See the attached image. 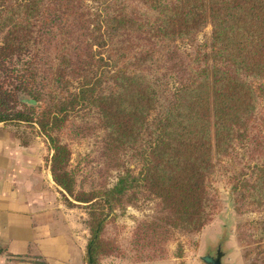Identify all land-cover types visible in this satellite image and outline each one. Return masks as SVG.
<instances>
[{
	"label": "trees",
	"instance_id": "16d2710c",
	"mask_svg": "<svg viewBox=\"0 0 264 264\" xmlns=\"http://www.w3.org/2000/svg\"><path fill=\"white\" fill-rule=\"evenodd\" d=\"M206 24L209 69L176 45ZM263 79L264 0H100L93 12L85 0H0V122L36 126L64 201L86 206V264L116 251L101 233L112 210L136 198V186L159 203L136 228L154 246L173 229L193 233L210 220L212 158L259 133L264 84L251 80ZM80 105L94 110L101 152L114 166L119 153L141 148L136 175L125 169L110 187L74 189L68 147L53 133ZM254 171L237 199L261 206L264 157Z\"/></svg>",
	"mask_w": 264,
	"mask_h": 264
},
{
	"label": "rangeland",
	"instance_id": "374dc122",
	"mask_svg": "<svg viewBox=\"0 0 264 264\" xmlns=\"http://www.w3.org/2000/svg\"><path fill=\"white\" fill-rule=\"evenodd\" d=\"M85 3L93 12L100 4V0H85ZM176 45L178 53L183 58L200 65L205 63L208 69L211 67L209 24L191 39L178 41ZM251 82L254 85L264 84V79ZM258 111L259 133L242 138L229 155L212 158L213 167L205 184L212 197L214 209L210 220L199 231L184 233L173 229L166 242L154 246L150 234L139 231L136 233V228L140 222L150 220L158 210L159 203L156 198L147 196L143 187L136 186L129 190L136 192V198L131 202L123 199L122 205L115 207L106 219L101 236L115 243L117 249L115 248V252L102 255L99 262L113 258L122 261L141 258L144 260L139 259L137 262L178 259L182 263L204 264L198 256L206 250L213 252L216 243L222 239L221 248L226 251L222 261L225 264H264V241L256 234L258 223L264 221V205L258 206L247 197L237 199L238 194L243 193L242 188L238 187L239 183L242 180L248 183L253 180L255 166L259 165L264 157V95L261 97ZM153 114H150L149 120ZM15 129L27 134L37 133L36 126L27 124H18ZM53 134L68 147L67 169L72 174L76 191L110 187L125 169L136 175L141 166V159L138 156L141 148L135 150L136 156L130 150L119 153L116 166L102 154L100 141L102 131L98 127L94 110L86 105H80L72 110L64 127ZM41 139L44 141L41 146L43 152L51 153L43 136ZM54 185L57 202L64 207L62 210L71 214L78 230L84 229L89 236L86 206L67 204L58 186L55 183ZM12 264L45 263L23 258Z\"/></svg>",
	"mask_w": 264,
	"mask_h": 264
},
{
	"label": "crops",
	"instance_id": "0c3cea01",
	"mask_svg": "<svg viewBox=\"0 0 264 264\" xmlns=\"http://www.w3.org/2000/svg\"><path fill=\"white\" fill-rule=\"evenodd\" d=\"M0 122V264L36 259L45 264H86L88 234L62 210L38 133ZM64 208V207H63ZM99 264H194L178 259Z\"/></svg>",
	"mask_w": 264,
	"mask_h": 264
},
{
	"label": "water",
	"instance_id": "95a60500",
	"mask_svg": "<svg viewBox=\"0 0 264 264\" xmlns=\"http://www.w3.org/2000/svg\"><path fill=\"white\" fill-rule=\"evenodd\" d=\"M27 102H33L32 100H26ZM222 239L216 243L213 252L206 250L203 254L198 256V259L204 264H225L222 261L226 251L221 248Z\"/></svg>",
	"mask_w": 264,
	"mask_h": 264
}]
</instances>
